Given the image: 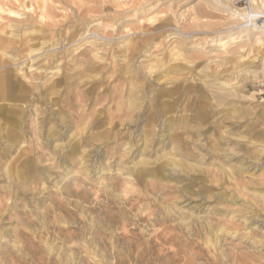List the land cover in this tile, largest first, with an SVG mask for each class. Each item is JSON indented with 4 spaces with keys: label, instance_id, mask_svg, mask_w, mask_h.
Masks as SVG:
<instances>
[{
    "label": "rangeland",
    "instance_id": "374dc122",
    "mask_svg": "<svg viewBox=\"0 0 264 264\" xmlns=\"http://www.w3.org/2000/svg\"><path fill=\"white\" fill-rule=\"evenodd\" d=\"M263 16L0 0V264H264Z\"/></svg>",
    "mask_w": 264,
    "mask_h": 264
},
{
    "label": "bare ground",
    "instance_id": "6f19581e",
    "mask_svg": "<svg viewBox=\"0 0 264 264\" xmlns=\"http://www.w3.org/2000/svg\"><path fill=\"white\" fill-rule=\"evenodd\" d=\"M17 1V0H16ZM46 7V6H45ZM223 8V7H222ZM227 9V8H226ZM232 15H234V16H237V17H239V18H241V19H248L247 17H248V12L246 13V14H236L234 11H232L231 9H230V11H229ZM260 14V13H259ZM257 15V14H256ZM41 17V16H40ZM261 19H263V20H261L260 21V29H262V28H264V16L261 18ZM258 42H261V40H260V37H259V39L257 40ZM262 44H264V42H261ZM4 44H6V43H4V41H2V40H0V53L1 54H5V52H4V50L6 49V48H8V47H6ZM10 45V44H9ZM263 47H264V45H263ZM1 63V62H0ZM171 70L173 69V73H175V74H178L179 73V71L181 70L180 68H178V67H175V68H170ZM167 71V70H166ZM170 71V70H169ZM182 71H183V69H182ZM164 72V71H163ZM172 72H170V73H172ZM181 73V72H180ZM160 74H162V73H160ZM168 74V73H167ZM163 75H164V73H163ZM165 76V75H164ZM36 82V81H35ZM2 90H1V92H0V97H3V98H5V100H14V99H20L21 97H19V95H15L14 97H11V96H9L8 95V91H9V89L11 90L12 88H13V84H12V82H10V80L8 79V77L6 76L5 77V75L3 76V79H2ZM55 87V84L54 85H50V86H48V87H46L45 88V92H52V90H53V88ZM20 88V87H19ZM36 89V88H35ZM23 91V88L21 87L19 90H18V92L19 93H21ZM164 96V95H163ZM166 96V95H165ZM170 97V96H169ZM132 104V103H131ZM52 136H54L55 134H51ZM145 138V137H144ZM70 145V144H69ZM75 145H77V144H75ZM127 145V144H126ZM129 145V144H128ZM131 148V147H130ZM129 148V149H130ZM71 153H75V151L77 150L76 149V147L75 146H72L71 147ZM146 161V160H145ZM167 166H169V167H176L177 166V164L175 163V162H173V161H170L168 164H167ZM143 167V166H142ZM135 174L136 175H138V177H140V179L141 178H146V177H148V176H151L152 178H158V177H160V175H161V171L159 170V169H157V170H154L153 169V171H147V170H144V167L143 168H139V169H137L136 171H135ZM155 180H157V179H155ZM254 196V195H253Z\"/></svg>",
    "mask_w": 264,
    "mask_h": 264
},
{
    "label": "built area",
    "instance_id": "2783aa9c",
    "mask_svg": "<svg viewBox=\"0 0 264 264\" xmlns=\"http://www.w3.org/2000/svg\"><path fill=\"white\" fill-rule=\"evenodd\" d=\"M255 90L253 92L254 96L260 101L264 103V79L260 80L255 85Z\"/></svg>",
    "mask_w": 264,
    "mask_h": 264
}]
</instances>
